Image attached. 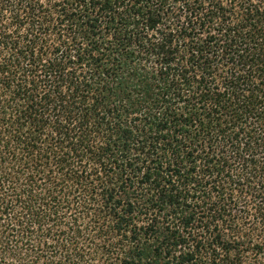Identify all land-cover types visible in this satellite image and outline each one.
Listing matches in <instances>:
<instances>
[{
  "label": "trees",
  "instance_id": "obj_1",
  "mask_svg": "<svg viewBox=\"0 0 264 264\" xmlns=\"http://www.w3.org/2000/svg\"><path fill=\"white\" fill-rule=\"evenodd\" d=\"M0 264H264V0H0Z\"/></svg>",
  "mask_w": 264,
  "mask_h": 264
}]
</instances>
